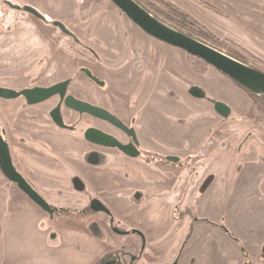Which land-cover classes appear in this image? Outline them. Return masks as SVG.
<instances>
[{
  "label": "rangeland",
  "instance_id": "obj_1",
  "mask_svg": "<svg viewBox=\"0 0 264 264\" xmlns=\"http://www.w3.org/2000/svg\"><path fill=\"white\" fill-rule=\"evenodd\" d=\"M142 1L147 2L149 0ZM151 1L154 8L159 12L168 11L160 1ZM169 1L180 9L191 13L202 23L208 24L209 27L214 29L220 36L219 39H221L223 43L227 39L230 40L232 25L235 31L241 32L240 37L242 39L245 37L246 39L251 38L253 40H259L258 36H264V0ZM25 2L34 5L39 12L48 18H52V16L63 18V20H66L73 28V19L80 18L86 21L93 15V18L97 20L101 18L102 21L105 20L110 23V29L121 30L119 26L120 19L116 16V14H118L116 12L117 9L109 0H26ZM88 9L92 11L90 12ZM27 17L30 18L29 16ZM123 17L127 20L126 16ZM89 24L90 23H88V25ZM88 25L85 26L87 27ZM55 29L51 27L48 32L43 29L44 41L53 42V47L57 49L58 53L55 58L58 60L59 67H61L63 63H66L68 59L71 65H64L63 67H65V69L52 67L53 70L51 69L50 72L53 78H63L67 75L66 72L74 71L73 89L76 96L95 105L104 106L114 114L128 118V108L130 104L132 105L130 94L126 96H122L121 94L113 95L108 90H104L103 87H96L92 81L81 72L80 67L85 65L88 67L93 66V69H96L98 75L103 77L107 76L110 78L109 74L105 75L101 73V69L97 64L98 62H96L90 53L83 49L76 40L74 41L67 34L59 30L55 31ZM243 29L246 30L245 36ZM90 30L91 29L88 27L87 31L90 32ZM132 30L134 29L131 28V31ZM55 35H58L60 39L56 41ZM76 35L79 39L81 38L80 35ZM262 40L264 41L263 38ZM25 41L28 40H20V38L14 39L13 36L10 37L11 44H20ZM154 43L157 48L167 49V47H170L168 45L164 46L166 44L157 40H154ZM4 44V37L0 35V84L20 87L28 83L33 84L39 82L35 77L38 71L36 72L34 68L37 59H32L31 52L39 49L49 52L51 50L49 48L51 47L46 46L42 48L40 39L38 37L37 39L32 38L31 42L25 44L27 48L24 50L21 49L23 53L18 52V55L15 57H9V55L6 56L7 54L4 53ZM24 47L25 46L22 48ZM261 49L264 50L263 47ZM169 51L173 56L177 53V49H175V47L173 48V46L170 47ZM187 62V72L183 71V69L179 70L180 68L175 71H167V77L171 76L172 78L169 81L170 83H167L171 85L172 91L178 96L181 95L179 88L184 86L187 81L188 86L192 84H194V86L201 85L209 96H213L218 101L226 102L229 106H232L231 119H233L234 122L228 126L226 131L229 132L234 129L235 131H233L231 135L239 133L235 138V146H233L234 149L231 152H241L238 156L234 157L236 161L231 163L234 166V170L231 172V180L228 182L220 181L221 184L218 189L216 188L217 185L212 187L208 195L202 201L200 207L198 206L197 213L200 218H205L211 222L226 226L239 239V241H236L231 237V242L234 244V248L231 246V264H246L247 260L251 262L250 264H264V253L262 252L264 250H262V245L264 244V108L260 106L250 94L236 86L228 77L218 70L207 66H199V64L198 66L200 68H198L197 63H193L191 59H188ZM161 64L163 65L162 61ZM19 69H21V71L25 70L26 73L22 72L21 75L15 74L19 73ZM32 73L35 74L33 75ZM198 73L203 76H199ZM39 80L40 82H46V78H44V80L39 78ZM113 89L114 87L112 86V92ZM171 97H174L173 94H171ZM56 101L57 100L54 99L46 104L29 107L28 112L23 111V99L13 100L10 103L1 102L4 110L3 116L5 114L12 122L8 134L15 141L13 148L17 158H21L20 153H25L20 148H17V146H21V143L25 140L24 137L26 135L24 130L32 128L31 123L28 121L25 122L22 118L30 114L34 116L41 113L47 115L49 109L56 104ZM206 102L212 103L208 99H206ZM188 104L190 105L191 102ZM170 108L173 115L174 113L185 115L186 113H190V111L192 112L191 115L195 116L194 119L202 115L191 108H188V111L186 108L176 109L174 102H171ZM63 110H65L66 115L69 116L70 122L73 123L76 121L78 128L77 133L78 135L80 134L81 139H83V134L81 133L84 132L90 124H93L95 120L88 119L86 115H81V117H79L76 113L69 114L70 112L67 108H63ZM202 118L201 116V121ZM242 120L243 122H241ZM26 123H28V125ZM241 127L245 128L241 129ZM63 140L67 141L66 139ZM66 144L71 146V142H66ZM255 146L260 148L258 152L255 151ZM54 157L55 155L53 158ZM50 163H52L51 160L42 165L46 167L51 166ZM126 175L127 172H124L121 176L123 182L118 186V189L122 188V190L119 191H124L125 195L126 191L135 188L136 185L140 183H143L142 186H146L147 184L145 182L153 178L151 174L144 170L137 176H133L132 171L129 177ZM121 203L123 216L126 218L122 221L125 224L130 222L128 223L130 227H132L130 224H135L133 228L138 229L139 227L137 225L141 222L138 220L137 214L141 215L144 213L132 208V204H130L129 201H121ZM35 205L36 204H34L30 198H27L18 186L7 180L0 170V264H100L117 256V264L119 262L123 264L121 257H123L124 253L133 252L132 255H134V253L137 254L139 251L133 249L129 241V238L132 236L126 235L123 236V241L121 240L120 246L116 248L118 251L114 250L115 248L113 251H108L107 248L103 246L98 248L96 246L87 247L83 243H79L82 248H80L81 250L79 251L75 250V254H71V252L68 253L70 249H59L53 252V250L48 248L49 243L44 239L39 231L40 227H38L41 219V226L43 224L46 226L50 219L48 218V214L42 213L41 209ZM167 206L169 207L166 202L164 207L168 208ZM161 207L164 208L163 205ZM152 212H154V210H152ZM164 213L167 219L164 225L169 226V222L172 218L170 210L164 209ZM156 217L146 216L145 221L148 225L158 226L162 224L163 217L161 219L160 215L157 220H153V218L155 219ZM200 222H202L200 225L202 227L213 226L204 221ZM189 224L190 221L186 220V222L177 226V229L181 231L185 230V235H187L190 230ZM139 231L141 230L139 229ZM154 238L159 239L157 245L153 248H149L147 244L144 246V263H177L179 259L178 255L181 254L180 251L186 236L179 242L177 238L169 236L167 231L162 230L159 235ZM241 244L245 246V253L248 254L247 257L242 250ZM115 251L118 252L119 255L115 253ZM54 254L57 260L53 259ZM95 256L98 257H96L97 260L94 259ZM112 261L116 263V261Z\"/></svg>",
  "mask_w": 264,
  "mask_h": 264
},
{
  "label": "crops",
  "instance_id": "obj_2",
  "mask_svg": "<svg viewBox=\"0 0 264 264\" xmlns=\"http://www.w3.org/2000/svg\"><path fill=\"white\" fill-rule=\"evenodd\" d=\"M116 12L118 13L116 16L120 19L121 30L110 29V23L105 20L102 21L101 18L97 20L93 18V15L86 21L80 18H72L74 28L69 23L68 25L85 42L95 46L103 56V60L109 67V74H113L110 76L111 85L114 87L113 92L123 96L127 91L133 94V104L129 110V117L136 118L135 126L142 144L146 148L163 155L192 157V160L202 163L195 184L189 187L187 194H185L184 190L188 183L185 180L188 178L183 176L181 179V176L189 173L170 166L158 165L154 168H145L153 176L152 179L145 182L146 186H142L143 183H140L135 188L126 191L125 195L124 191H119L122 188L118 189L120 183L123 182L121 176L126 172L124 167L119 166L120 162L139 165L141 162L122 157L117 153H111L101 163L91 164L87 162V156L82 152L84 143H82L80 135H74L62 129L58 131L59 137L61 139L71 137L73 139L72 146L59 149L55 162L47 168H38L37 166H32L33 169L26 168L31 178L38 183V190L47 196L52 204H64L71 208H82L89 204L90 196L85 191H78L74 187L73 177L78 175L87 183L89 192L100 197L111 208L116 219H126L123 216L121 201H129L132 208L144 213L137 214V218L141 222L137 226L146 234L149 248L158 244L159 239L154 237H157L162 230L167 231L169 236L177 238L181 242L186 236L185 230L181 231L177 229V226L186 220L191 221V219L189 217H185L184 220L175 219L173 216L175 204L181 202L182 208L190 206L198 194V186L208 176L212 175L213 182L198 201L199 207L212 187L217 185L216 188L218 189L221 184L220 181L228 182L231 180V172L234 170L231 163H234L236 161L234 157L241 153L231 152L235 146V138L239 133L231 135L235 131L234 129L229 132L226 131L228 126L234 122L231 119L233 107L224 102L230 107V114L228 116L219 114L213 103H208L206 99L190 93V87L194 84L188 86V81L179 88L181 95H176L172 91L171 85L167 83L172 79L171 76L167 77V71H175L180 68L179 70L183 69L187 72L188 62L183 51L175 47L177 53L173 56L169 51L172 46L167 47V49L157 48L153 39L148 38L124 19L118 11ZM88 23L90 24L88 25ZM88 27L91 29L90 32L87 31ZM131 28L134 30L131 31ZM136 43L138 45L139 43L140 45L152 44L154 47L153 59L156 62L149 68L141 70V66H145L149 62L148 55L137 50ZM161 61L165 66L161 64ZM140 62H142L141 66L138 64ZM163 68H166L167 71L164 72ZM146 85L150 86L146 87ZM171 94L174 97H171ZM171 102H174L176 109L186 108L188 111V108H191L202 115L196 119H194V115H191V111L185 115H179L177 112L173 115L170 108ZM201 116L203 117L202 121ZM244 128L241 127V129ZM258 149L260 148L255 146L256 152ZM130 170L133 176H137L142 171L134 168ZM136 189L145 190L149 199L144 203L131 201L130 196ZM63 191L68 194L65 196L66 199L57 195ZM166 202L169 209L164 207ZM162 205L164 208L161 207ZM164 209L170 210L172 218L170 222L168 221L169 226L164 225L167 220ZM160 215L161 219L163 217V223L158 226L148 225L145 221L146 216H157L155 219L153 218V220H157ZM48 221L46 226L44 224L41 226V219L38 227H40L39 231L44 239L49 243L48 248L53 252L59 249H70L68 253L75 254V250L79 251L82 248L79 243H83L87 247L96 246L98 248L103 246L111 249L112 247L108 243L118 244L123 241V237L110 232L107 219L102 213L66 218L60 224L52 219ZM201 224L200 221L195 223L177 264H231V246L234 248V244L231 242L230 235L218 226L202 227ZM130 225L134 227L135 224ZM101 232L103 235L100 234ZM52 233L55 235L53 239L50 237ZM130 236L132 237L129 238V241H131L133 249L139 248L141 245L140 237L134 234ZM115 253L119 255L118 252L115 251ZM53 256V259L57 260L56 255ZM96 257H94L95 260L98 258ZM122 258V263L128 264L129 255ZM112 260H110L112 263L117 264V260H114L116 263ZM138 264L146 263L141 259Z\"/></svg>",
  "mask_w": 264,
  "mask_h": 264
},
{
  "label": "flooded vegetation",
  "instance_id": "obj_3",
  "mask_svg": "<svg viewBox=\"0 0 264 264\" xmlns=\"http://www.w3.org/2000/svg\"><path fill=\"white\" fill-rule=\"evenodd\" d=\"M25 1L26 0H23V1L22 0H0V35H2L4 37V42H5L4 47H3L4 51H5L4 53L7 54L6 56L9 55V57H11V56L15 57L16 55H18V52H22V50L27 48L26 47L27 45H25L26 43L31 42L32 38L37 39V37L40 39V41L42 43V46H41L42 48H45L46 46H50L51 48H49V49H51V50L49 52H46L42 49L41 50L39 49L37 51L31 52L32 59H37L36 66L34 68L36 69V72L38 71L37 74H35L36 72L32 73V74L36 75L35 77L39 82H36L33 84L28 83V84H26L24 86H20V87L19 86H13V85H7V84H0V87L10 88V89H13V90L19 92V91H22L24 89L34 88L36 86L51 87V86H53L59 82L68 81L66 95L71 94V95H73L79 99H82V98H80L74 94V89H73V86H74L73 75L75 74L74 71L66 72L67 75L63 78H59V79L53 78V75L50 72L51 69L53 70L52 67H57L59 69L60 68L65 69V67H63V66L64 65L70 66L71 62L68 59V60H66L67 62L63 63V65L61 67L58 66V60H56V58H55V57H57V54H58L57 49H55L53 47L54 46L53 42H51V41L47 42V40L44 41L43 31L46 30L48 32V31H50L49 29L52 27V29L56 28L55 31L59 30V31L65 33L60 27L53 24L54 21H61L74 35H69L67 33H65V34H67L69 37H71L74 41L76 40L77 43L80 44V46L83 49H85L87 52H89L90 55L96 60V62H98L97 64H98V67H100V69H101L100 70L101 73L107 75L110 73V71L108 69L109 67L106 65V62L103 60V56L95 48V46H93L90 43L85 42L82 38L79 39L77 37L76 33L68 25V22L63 20V18H59L57 16L52 17V18H48L47 16L43 15L40 12L45 17V19H41V18L37 17L35 14L23 9V7L26 5H29V6H32L35 8L34 5H30V4L26 3ZM10 3L18 5L21 8H19V9L15 8ZM112 4L114 5L113 2H112ZM115 8L117 9L118 12H120V14L122 16H126L125 14H123L118 9L117 6H115ZM152 9H153V12L149 11L148 9H146V10L149 11L153 16H155L156 18H158L159 20L164 22L165 24H167V25H169V26H171L177 30H180V31L188 34L189 36H191V37H193L199 41H202V42L206 43L207 45H209L213 48H216L222 52H225V53L229 52V53H231V57H233L234 59H236L238 61L241 60L240 62L245 63V64H247L253 68H256V69L264 72V50L261 49L262 47L264 48V41L262 40V38L264 39V36H262V35L258 36L259 40H253L251 38L246 39L245 37H244V39H242L240 37L241 32L235 31L233 28V25H232L231 26L232 27L231 28L232 29L231 30L232 31L231 38H230V40L225 39L226 41L224 42L225 43L224 44L222 42V40L219 39L220 36L216 33V31L214 29H211L208 24L202 23L200 20H198L196 17H194L191 13H188L185 10L181 9L183 12L185 11L184 13H186L187 15L190 16V18L186 22L180 21L179 17H177V16H175L176 19L173 20L174 17L170 18V17L166 16L164 13L159 12L155 8L152 7ZM156 12L159 13V16H161V17L156 15L155 14ZM26 15L29 16L30 18H28ZM126 18H127V21L129 23H131L136 29H139L148 38L160 41V40L148 35L147 33H145L141 28H139L135 23H133L127 16H126ZM2 23H3V25H2ZM243 33L245 36V34H246L245 29H243ZM11 36H13L14 39L20 38V40H24V39L26 40L27 39L28 41H25V42L20 43V44H18V43L11 44L10 43V37ZM54 37H55L56 41H57V39H60V37L58 35H55ZM64 40H66V39H64ZM68 42H70V41H68ZM160 42H162V41H160ZM162 43L169 45L165 42H162ZM23 46H25V47L22 48ZM135 46H137L136 47L137 50H140L141 52H144L143 54L148 55V61H149L148 64H145V66L144 65L141 66L142 62L138 63L142 67L141 70H143L145 68H149L150 65L152 66L156 62L153 59V57L155 55V50H154V47L152 46V44L151 45L150 44L140 45V43H139V45H138V43H136ZM169 46H172V45H169ZM173 47H175V46H173ZM225 47H227V48H225ZM176 48H178V47H176ZM178 49L183 51L184 55L186 56V60L191 59L193 63L194 62L197 63V66L199 64V66H203V67L207 66V67L216 69L215 67H213L209 63H206L203 60L199 59L198 57H195V56L187 53L185 50H183L181 48H178ZM163 66H165V65H163ZM199 66H198V68H200ZM67 70H69V69H67ZM80 70L86 77H88L89 80L92 81V83L96 87H98V88L103 87L104 90H108L113 95H116V93L114 94V92L111 91V87L113 85H111L112 83H111L110 78H108L107 76L103 77V76L98 75V73L96 72V69H93V66L88 67L85 65V66L80 67ZM216 70H218V69H216ZM163 71L166 72L167 69L163 68ZM18 72L19 73H15V74L21 75L22 72L26 73L25 70L21 71V69H19ZM219 72L222 73L221 71H219ZM222 74L225 75L226 77H228L226 74H224V73H222ZM109 76H111V75L109 74ZM39 78L43 79V80H44V78H46V82H43V81L40 82ZM229 79L236 86H238L239 88H242L241 86H243V85L232 80L231 78H229ZM237 83L240 86L237 85ZM148 86H150V85H146V87H148ZM192 86H194V85H192ZM201 88L205 92V96L202 98H206V99L210 100L215 106V103L218 100L209 96V94H207V92L205 91V89L202 86H201ZM242 90L247 92L244 88H242ZM127 94H130L129 96L132 99L130 101H132V104H133V94L131 92L127 91L124 96H126ZM248 94H250V93H248ZM17 99H23V101H24L23 111H26V112L29 111L28 110L29 107H33V106L40 105V104H46L48 102H51L54 99L57 100L56 104L54 106H52V108L49 109L47 115H45L43 113L38 114L36 116L30 114V115H27V116L22 118L25 122L26 121L30 122L32 125L31 126L32 128L24 130L25 135H26L24 137L25 140H24V142L21 143L22 144L21 146H19V147L17 146V148H20L23 152H25V153H20L21 158H17L16 153H15L14 148H13V144L15 143V141L8 134V130L11 129L12 122L9 119V117L5 116V114L3 116L4 110H3L2 105H1L2 101H4V103L5 102L10 103L11 101L17 100ZM82 100H84V99H82ZM59 104H61V112H62L63 120L65 123L64 127H61L58 124H56L55 121L53 120V118L51 117V111ZM97 106H99V105H97ZM131 106L132 105L130 104L128 110H130ZM100 107L105 108L104 106H100ZM63 108H67L70 112L69 114H75L76 113V114H78L79 117H81V115H86V116H88V119H94L95 120L94 123L90 124L88 127L93 126V127L99 128V129H101L107 133H110L111 135L115 136L116 138H118L123 143L133 142V144L135 146L134 149H136V151H137L136 154H138L137 157H131L116 147H107V146H102V145L92 143L85 138V131H84L81 133V134H83V137H82L83 142L82 143H84V150L82 152H83V154H85L87 156V159H86L87 162H89L91 164H96L99 162L101 163V161L104 160L108 156V154H111V153L116 154L117 153L118 155H122V157H128V158L136 159L139 162H141L140 165L134 164V163H128V162H127V164H124V163L120 162L119 166L124 167L125 171L127 172L126 176H128V177L130 176V173H131L130 169H133V168L134 169H140L142 171L144 170L145 172H148L147 170H145V168L146 169L151 168V167L154 168L158 165H163V166H170V167H173V168H176L179 170H183V171L185 170L189 174L188 175L187 174L182 175L181 179H183V176L184 177L187 176V178H188L185 180L188 183L186 182L187 185H186L185 190H184V193L187 194L188 188L195 184V179L199 174V170L202 167V163L195 161L194 159L192 160V157H181L178 155H163V154H160L158 152L152 151L151 149L146 148L139 139V136H138V133L136 130V126H135L136 118L133 116H130V117L128 116V118H125L123 116L115 114L124 123H126L129 127L134 128L135 134L137 137V141H138L137 143L135 142V140L133 139L132 136H129L128 134H126L125 131L116 127L112 123H110L106 120L97 118V117L90 115V114H87V113H79L73 109L66 107L64 100L61 99L59 94L54 95L53 97H51V98H49L43 102L36 103V104H29L27 102V99L23 95H20L16 98L0 97V135H2L3 139L9 144V148H10L12 158H13V161H14L16 168L23 174V176L27 179V181L50 203V205L54 209V211L52 213H50V212L44 210L43 208H41L39 205H37L32 200L34 202V204H36L35 206H38L41 209L42 213L44 212L45 214H48V218L55 220V222L57 224L62 223V220L66 219V218H72V217H78V216L82 217V216L89 215L92 213H102L105 216V218L107 219L108 228L112 234H114L116 236H121V237L126 236V235L130 236V235L134 234V235H138L140 237L141 245L139 248H136V251L139 250L138 253L137 254L134 253V255H132L133 252L123 254V256L129 255L128 264H138L139 261H141V259H144V255H145L144 246H145V244H147L146 234L141 229L140 230L142 232L139 231V228L137 229V228L130 227L129 225L125 224L121 219H116L115 214L111 210V208L104 201H102V199L100 197L93 195L91 192H89L90 191L89 187H88L87 183L83 180V178H81V176L75 175L73 177L74 187L78 191H82V192L85 191L90 196V202L87 206L82 207V208H71L68 205H64V204L63 205L52 204L49 201L48 197L43 195L38 190V188H37L38 183H36V181H34L31 178V176L28 174L26 167L33 169L34 166H37L38 168H40L42 166V168H44V167L47 168L48 166L46 167V166H43L42 164L45 162H49V160H51L52 163L55 162L58 152L62 148L69 146L66 144V142L72 143L73 139L71 137L66 138L67 141H64L63 139H61L58 135L59 130H61V129L66 130V131H68L74 135L78 134L77 133L78 128H77L76 121L73 123L70 122L69 116L66 115V112H65V110H63ZM105 109H107V108H105ZM230 111H231V109H230ZM111 113H113V112H111ZM32 116H34V117H32ZM26 124L28 125V123H26ZM58 142H60V144H58ZM76 145H78V144L76 143ZM71 146H72V144H71ZM71 146H69V147H71ZM70 152L73 153L72 150H70ZM54 155H55V157L53 158ZM169 157H176L177 160H175V161L169 160ZM52 163H50V164L52 165ZM126 168H127V170H126ZM148 173L151 174L150 172H148ZM5 178L7 180H9L6 176H5ZM185 181H183V182H185ZM10 182L13 183L12 181H10ZM212 182H213L212 175L208 176L206 178V180L201 181V184L198 186V189H197L198 194L195 196V201H193V203H191L190 206H186V207L182 208L181 202H178L174 206L173 216L175 219L183 220L185 217H188V216L191 219L190 224H189L190 230H189V233L186 235V239H185V242L183 244V247L181 248V251L184 249V246L186 245V243H187V241H188V239H189V237H190V235L194 229V225L198 221H204V222H207L208 224H211L213 226H218L226 232V230L222 227V225L220 223L211 222L208 219L200 218L198 213H197V210H198L197 203L201 199L203 193L212 184ZM13 184L16 185L15 183H13ZM181 188H182V186L180 187V189ZM57 195L62 199L63 198L66 199L65 196H68L67 192L65 193L64 191L61 193H58ZM26 197L29 198L27 195H26ZM96 198L101 200V202L109 210L108 212H103V211L95 212L90 208V204H91L92 200L96 199ZM130 198H131V201L138 202V203H144L149 199L146 191L142 190V189H136L135 191H133ZM39 214H41V213H39ZM100 234L103 235L102 232ZM108 244L112 248L111 249L107 248V250L113 251V249L115 248L114 250H116V248H118L121 243L119 242L118 244H116V243H114V244L108 243ZM263 249H264V245L262 246V250ZM116 251H118V250H116ZM181 251H180V253H182ZM262 252L264 253V250ZM180 256H181V254L178 255L179 258H180ZM112 259L118 260V256L114 257ZM122 259L123 258L121 257V261H122ZM178 261H179V259H178ZM172 263L173 262L158 263V264H172ZM177 263H175V264H177Z\"/></svg>",
  "mask_w": 264,
  "mask_h": 264
},
{
  "label": "water",
  "instance_id": "obj_4",
  "mask_svg": "<svg viewBox=\"0 0 264 264\" xmlns=\"http://www.w3.org/2000/svg\"><path fill=\"white\" fill-rule=\"evenodd\" d=\"M110 1H112L123 14H125L133 23H135L148 35L169 45L181 48L187 53L198 57L206 63H209L222 73L226 74L229 78L243 85L252 92L256 94H264V72L242 63L227 53L213 48L206 43L165 24L153 16L136 0ZM10 4L15 8H21L18 5L12 3ZM23 9L35 14L41 19H45V17L32 6L26 5L23 7ZM53 24L60 27L65 33L74 35L61 21H54ZM67 85L68 81H62L51 87L36 86L34 88L24 89L19 92L10 88L0 87V97L16 98L20 95H23L29 104H36L59 94L61 99L64 100L66 107L79 113H87L97 118L106 120L125 131L129 136H132L136 143L138 142L133 127H129L119 117L103 107L79 99L71 94L66 95ZM190 93L196 97L205 96L204 90L199 86H192L190 88ZM215 108L223 116H228L230 114V107L222 101H217L215 103ZM51 117L59 126H65L61 112V104L57 105L51 111ZM85 138L88 141L98 145L116 147L131 157H137L138 155L136 154V149H134L135 146L133 142L123 143L110 133L93 126L88 127L85 130ZM169 160L175 161L177 158L169 157ZM0 169L10 181L15 183L18 188L37 205L50 213L54 211L50 203L27 181L23 174L16 168L9 144L3 139L2 135H0ZM90 208L95 212L109 211L107 207L101 202V200L97 198L92 200ZM50 237L53 239L55 235L52 233ZM100 264L114 263L108 260Z\"/></svg>",
  "mask_w": 264,
  "mask_h": 264
},
{
  "label": "trees",
  "instance_id": "obj_5",
  "mask_svg": "<svg viewBox=\"0 0 264 264\" xmlns=\"http://www.w3.org/2000/svg\"><path fill=\"white\" fill-rule=\"evenodd\" d=\"M137 2H139L141 5H143L146 9H148L149 11H151V12H153V9H152V7L154 8V6H153V3H151L152 1L151 0H149V1H147V0H145V1H147V2H143L142 0H136ZM157 1H160L161 3H163V5L166 7V9L169 11V13H168V11L167 12H164V11H161L162 13H164L166 16H168V17H170V18H172V17H174V19L173 20H175L176 18H175V16H177V17H179V20L180 21H187L189 18H190V16L189 15H187L186 13H184L179 7H177L174 3H172L171 1H169V0H157ZM150 6V7H149ZM156 15H158L159 16V13H155ZM159 17H161V16H159ZM178 19V18H177ZM228 55H230L231 56V53H227ZM241 61V60H240ZM237 85H239L238 83H237ZM240 86V85H239ZM242 88H244L248 93H250V95L252 96V98L255 100V101H257V103H259L260 104V106H262L263 108H264V94H256V93H254V92H252V91H250V90H248L247 88H245L244 86H241ZM222 227L226 230V232L233 238V239H235L236 241H239V239L237 238V236L232 232V231H230L226 226H224V225H222ZM241 246H242V250H243V252L245 253L246 252V249H245V246L244 245H242L241 244ZM247 253H245V256L247 257ZM251 262L249 261V260H247L246 261V264H250Z\"/></svg>",
  "mask_w": 264,
  "mask_h": 264
}]
</instances>
